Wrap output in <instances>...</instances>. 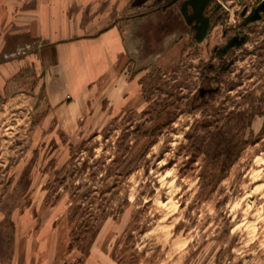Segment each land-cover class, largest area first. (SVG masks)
Wrapping results in <instances>:
<instances>
[{"label":"rangeland","instance_id":"rangeland-1","mask_svg":"<svg viewBox=\"0 0 264 264\" xmlns=\"http://www.w3.org/2000/svg\"><path fill=\"white\" fill-rule=\"evenodd\" d=\"M261 1L197 41L158 0H0V264H264Z\"/></svg>","mask_w":264,"mask_h":264},{"label":"flooded vegetation","instance_id":"flooded-vegetation-1","mask_svg":"<svg viewBox=\"0 0 264 264\" xmlns=\"http://www.w3.org/2000/svg\"><path fill=\"white\" fill-rule=\"evenodd\" d=\"M188 0H158V5L153 7L152 11L153 12H162L163 14H169L171 19L173 20L175 17V11L177 10L178 12V17L183 21L185 28H188L193 32V36L196 39V33L197 29L201 26L202 21L204 18L209 19V29L215 24L216 21L219 22V20L223 19V14L220 11L221 4H213V0L205 6L203 10H201V2H197V9L194 10V8L188 4ZM163 3V4H162ZM172 11L174 13H172ZM172 15H171V14ZM176 18V17H175ZM208 34V33H207ZM197 40V39H196ZM246 41V37L244 34L238 33L237 35H234L230 37L226 45H224L221 48H217L216 52L217 54L222 58V61L224 62V58L226 55L229 53L231 50L232 46H229V43L232 42L235 44L237 43H243ZM232 65H226L223 63L222 65V71L228 70V68ZM210 68L212 66L210 65ZM213 90H211L209 87H201L199 90V97L203 98L210 94Z\"/></svg>","mask_w":264,"mask_h":264},{"label":"crops","instance_id":"crops-1","mask_svg":"<svg viewBox=\"0 0 264 264\" xmlns=\"http://www.w3.org/2000/svg\"><path fill=\"white\" fill-rule=\"evenodd\" d=\"M91 36V35H90ZM85 36L81 42L84 44V51L90 57L89 63H84V68L89 71L91 78H96L102 74H111L116 68V59L121 52V39L116 26H110L101 31L98 36ZM81 79V78H80ZM84 79H81L82 82ZM16 258L9 264H15Z\"/></svg>","mask_w":264,"mask_h":264},{"label":"water","instance_id":"water-1","mask_svg":"<svg viewBox=\"0 0 264 264\" xmlns=\"http://www.w3.org/2000/svg\"><path fill=\"white\" fill-rule=\"evenodd\" d=\"M200 1L201 2V10H203L205 8L206 5H208L212 0H188V4H190L194 10L197 9V2ZM261 11L264 12V0L260 2V4L258 5V7L255 9L254 13L251 15V20H257L261 17ZM209 19L208 18H204L202 21L201 26L197 29V33H196V39L197 41H201L203 40L208 33V29H209ZM241 43H237V45H240ZM234 43L230 42L229 46H233Z\"/></svg>","mask_w":264,"mask_h":264},{"label":"trees","instance_id":"trees-1","mask_svg":"<svg viewBox=\"0 0 264 264\" xmlns=\"http://www.w3.org/2000/svg\"><path fill=\"white\" fill-rule=\"evenodd\" d=\"M77 216V214H75V215H72V216H69V218H70V221L74 224L73 225V227H72V234H73V236H75V239H79L80 238V234H79V232H77V230H78V227L80 226L79 224H77L76 225V222L78 221V219H80V218H78V217H76ZM81 223H82V221H81ZM82 232H84V233H90V231H88V229L86 230V231H83L82 230ZM74 238V237H73Z\"/></svg>","mask_w":264,"mask_h":264}]
</instances>
